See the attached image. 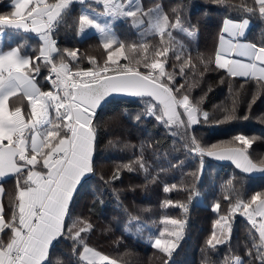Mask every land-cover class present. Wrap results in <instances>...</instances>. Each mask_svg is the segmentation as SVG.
I'll use <instances>...</instances> for the list:
<instances>
[{
	"label": "trees",
	"instance_id": "trees-1",
	"mask_svg": "<svg viewBox=\"0 0 264 264\" xmlns=\"http://www.w3.org/2000/svg\"><path fill=\"white\" fill-rule=\"evenodd\" d=\"M127 1L119 0V3L125 5ZM11 2L0 0V15L13 11ZM138 2L142 13L160 9L172 24L180 18L181 27L168 29L172 38L167 59H156L165 61V72L174 77V89L184 85L174 94L180 99L187 94L190 103L200 107L199 122L188 125L180 108L182 123L166 126L155 116L144 115L146 105L141 100L114 99L105 104L94 119L93 173L78 188L65 219V235H74L80 228L88 227L81 232L84 244L63 236L58 238L45 264H86L79 259L85 244L108 256L115 264H163L168 258L152 248L151 243L161 231L174 229L173 225L165 223L169 219L185 224L183 239L170 264H231L236 257L241 258L243 264H260L254 247L260 244L259 234L244 216L239 213L230 216L229 207L237 199L248 201L257 192H264V175L252 176L231 162L196 155L191 148L193 140L212 150L242 147L230 142L236 135L243 134L256 138L248 150L251 158L264 159V82L230 77L224 70L217 69L214 62L226 19L236 22L248 19L251 26L244 41L258 46H264V19L260 18L258 9L254 13L244 10L256 7L254 0ZM91 10L101 13L104 8L95 0L73 2L56 25L53 36L57 39L58 51L52 57L56 64L63 61L72 71L88 70L94 67L89 62V58H93L96 67L104 66L108 53L102 47V40L93 29L79 32V16L86 13L94 18ZM108 28L116 40L108 51L124 44L130 58L121 60V64L131 61L132 66H136L135 60L142 55L140 44L148 45L146 55L149 57L169 44L167 34L162 43L157 33L144 34L143 26L135 27L127 17L111 20ZM189 32L195 35L190 36ZM0 47L19 48L22 54L35 59L39 56L40 42L29 32L5 28L0 29ZM72 50L77 51L75 61L65 54ZM177 55L180 60L176 59ZM35 64L40 69L38 74L32 73L36 82L42 90H52L46 80L49 65L39 60H35ZM139 70L147 72L142 66ZM162 79L168 82L167 77ZM233 108L237 118L225 121V115ZM203 112L208 113L207 122ZM138 114L139 120L136 119ZM125 165L133 170L129 171ZM3 186V206L6 217H10L16 178L5 181ZM165 186L170 188L167 193L163 190ZM217 203L220 208L214 212L212 209ZM221 216L231 221L230 239L212 248L207 240ZM215 231L219 235V227ZM4 239L7 240V236Z\"/></svg>",
	"mask_w": 264,
	"mask_h": 264
},
{
	"label": "snow or ice",
	"instance_id": "snow-or-ice-1",
	"mask_svg": "<svg viewBox=\"0 0 264 264\" xmlns=\"http://www.w3.org/2000/svg\"><path fill=\"white\" fill-rule=\"evenodd\" d=\"M79 2L85 3V0ZM95 2L103 5V15L130 17L133 18V24L138 22L137 18L142 13L139 5L125 10L119 0ZM72 3L73 0H14V10L9 15H0V28L31 31L39 35L42 46L35 60L43 58L45 64H51L46 79L54 89L44 91L37 85L32 73L38 74L39 66L34 65L33 58L22 55L19 48L0 52V178L15 176L17 180L11 216L6 217L5 209L0 206V264H45L53 242L62 236L84 244L81 232L87 231L88 227L80 228L74 235H65V219L70 214V205L78 188L87 180V174L93 173L96 142L94 119L97 110L111 98H140L146 105L144 115L155 116L166 126L182 123L178 111L180 108L187 117L188 125L199 122L200 107L190 103L187 94L182 99L174 94L184 85L174 89V77L165 72V61L156 59H167L172 38L168 29L181 27L179 17L172 24L169 17L158 10L149 9L143 13L150 17L149 28L161 37L162 43L167 34L169 44L155 50L151 57L146 55L148 45L140 44L142 55L135 60L136 66H132L131 61L129 64L120 63L121 60L130 59L124 44H119L114 51H108L114 47L116 40L107 26H102L86 13L81 14L79 32L95 29L108 54L103 67H96V61L89 58L93 68L72 71L68 63L61 61L56 64L53 61L52 53L58 49L51 36ZM254 4L256 7H245L244 10L254 13L258 9L260 18L264 19V0H254ZM248 24L247 19L242 22L226 19L223 22L214 62L217 69L224 70L230 77L254 79L259 83L264 81V46L241 42L240 38L244 36ZM188 34L195 35L192 32ZM65 54L73 61L78 58L74 50L66 51ZM176 59L180 60V55ZM141 66L147 72H141ZM165 77L167 83L162 79ZM17 96L27 101L26 109L11 105L10 99ZM203 116L207 122L208 113L203 112ZM140 118L138 114L136 119ZM236 118L233 108L224 120ZM255 139L238 134L230 144L242 147L229 146L219 150L203 148L193 140L191 151L201 157L207 155L231 160L245 173H264V159L254 161L248 151ZM39 165H42L43 170ZM125 167L129 171L133 170L127 165ZM141 167H144L143 163ZM163 190L167 193L170 188L165 186ZM3 191L0 187V193ZM166 204H171V201H166ZM219 208L217 203L212 210L216 212ZM236 213L244 216L259 234L260 244H254V247L260 264H264V251L261 250L264 249V192H257L248 201L237 199L229 207L230 216ZM165 223L173 225L174 229L161 231L152 241L151 247L168 258L163 264H170L171 257L183 239L185 224L172 219ZM216 227H219V235L215 231ZM68 231L70 234L72 228ZM230 233L231 221L221 216L214 225L211 238L207 240L208 246L215 248L226 243ZM166 236L170 238L165 239ZM79 259L86 261V264H115L108 256L86 244L79 253ZM231 264H243V261L236 257Z\"/></svg>",
	"mask_w": 264,
	"mask_h": 264
},
{
	"label": "rangeland",
	"instance_id": "rangeland-1",
	"mask_svg": "<svg viewBox=\"0 0 264 264\" xmlns=\"http://www.w3.org/2000/svg\"><path fill=\"white\" fill-rule=\"evenodd\" d=\"M76 1H79V0H73V2H76ZM120 4H123V3H120ZM102 5V4H100ZM136 5H139V2L138 0H128L126 3H125V10H127L129 7H135ZM103 6V5H102ZM104 8V7H103ZM153 10H158L160 13H162L160 11V9H153ZM147 12V11H146ZM104 11L101 12V13H98V12H95L93 10H91V14L94 16V18L96 20H100L102 21V23H100L102 26H107V28L109 27V22H111V20L113 19H116V18H113L112 16L110 15H103ZM144 13V12H143ZM143 13H141L138 18H137V23L136 24H133V18H130V17H127L130 19L132 25H134L135 27H139V26H143V33L144 34H152V33H155V31H153L152 29L149 28V24H148V21L150 19L149 16L147 15H144ZM117 18H120V17H117ZM142 20L143 23H139V21ZM109 29V28H108ZM2 30V29H1ZM93 32H95L99 38L101 39L100 37V34L95 30L93 29ZM54 91V90H53ZM221 160V159H219ZM222 161H228V162H231L233 165H235L231 160H228V159H223ZM236 167V166H235ZM237 168V167H236ZM239 169V168H238ZM240 170V169H239ZM257 172H252V173H248V174H255ZM253 176V175H252Z\"/></svg>",
	"mask_w": 264,
	"mask_h": 264
},
{
	"label": "crops",
	"instance_id": "crops-1",
	"mask_svg": "<svg viewBox=\"0 0 264 264\" xmlns=\"http://www.w3.org/2000/svg\"><path fill=\"white\" fill-rule=\"evenodd\" d=\"M13 3H14V0H12V2H11V6L13 7ZM13 10H14V8H13ZM248 20V19H247ZM243 20H241V21H238V22H242ZM249 21V20H248ZM232 22H236V21H232ZM250 26H251V22L249 21V24H248V27L246 28V30H245V34H244V36L243 37H241L240 38V40H241V42H246V41H244V37H245V35L247 34V32H248V30H249V28H250ZM222 27H223V25H222ZM0 29H5V28H0ZM8 29V28H7ZM13 31H17L16 29H12ZM18 31H24V30H18ZM24 32H26V31H24ZM27 32H29V33H31V35L32 36H34L36 39H38L39 40V42H40V47L42 46V41H41V39H40V37H39V35L37 34V33H34V32H31V31H27ZM218 46H219V40H218ZM217 46V47H218ZM40 47H39V49H40ZM11 48H14V47H8V48H3V49H1V47H0V52H3V51H8L9 49H11ZM16 48V47H15ZM57 48V47H56ZM56 52H54V53H52V55H54ZM22 54V53H21ZM22 55H24V54H22ZM24 56H27V57H30V56H28V55H24ZM234 58H238V57H234ZM242 59V58H241ZM34 60V62H35V59H33ZM33 76V75H32ZM33 78H34V76H33ZM238 78H241V79H246V78H243V77H238ZM34 80H35V78H34ZM35 82H36V80H35ZM262 82H264V81H262ZM37 83V82H36ZM37 85H38V83H37ZM39 86V85H38ZM40 87V86H39ZM10 103H11V105L13 106V107H15V106H22L23 108H27V101L26 100H24L22 97H20V96H17V97H13V98H11L10 99ZM54 115V114H53ZM39 168H41V170H43L42 169V165H39L38 166ZM91 175V173H89V174H87V178H89V176ZM250 175H264V173H261V172H257V173H255V174H250ZM12 178H16L15 176H8V177H4V178H0V187H2L3 189H4V186H3V183L5 182V181H7V180H9V179H12ZM5 190V189H4ZM3 196H4V191L2 192V193H0V206H2L3 208H4V206H3ZM55 242V241H54ZM54 242H53V244H54ZM52 247V246H51ZM50 247V248H51ZM84 262H86V261H84Z\"/></svg>",
	"mask_w": 264,
	"mask_h": 264
},
{
	"label": "water",
	"instance_id": "water-1",
	"mask_svg": "<svg viewBox=\"0 0 264 264\" xmlns=\"http://www.w3.org/2000/svg\"><path fill=\"white\" fill-rule=\"evenodd\" d=\"M114 99H128V100H131V101L141 100L140 98H137V97L115 96V97L111 98L109 101L114 100ZM145 99H150V98H145ZM100 110H101V108L97 110V113H99Z\"/></svg>",
	"mask_w": 264,
	"mask_h": 264
},
{
	"label": "built area",
	"instance_id": "built-area-1",
	"mask_svg": "<svg viewBox=\"0 0 264 264\" xmlns=\"http://www.w3.org/2000/svg\"><path fill=\"white\" fill-rule=\"evenodd\" d=\"M55 30H56V27H55L54 30L52 31L51 36H52V39L55 41V46H56V44H57V39L53 36V33H54ZM52 57H53V55H52ZM39 62L45 64L44 61H43V58H41V59L39 60ZM47 65H49V70H50V68H51V64H47ZM49 70H48L47 76H49ZM47 76H46V77H47ZM52 78L55 79V76L53 75ZM46 80H47V79H46ZM47 82H48V80H47ZM48 83H49V82H48ZM49 84H50V83H49ZM50 86L52 87L51 84H50ZM52 90H54V89L52 88Z\"/></svg>",
	"mask_w": 264,
	"mask_h": 264
}]
</instances>
